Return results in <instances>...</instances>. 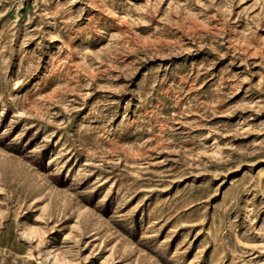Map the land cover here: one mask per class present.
I'll return each instance as SVG.
<instances>
[{
	"label": "rangeland",
	"instance_id": "obj_1",
	"mask_svg": "<svg viewBox=\"0 0 264 264\" xmlns=\"http://www.w3.org/2000/svg\"><path fill=\"white\" fill-rule=\"evenodd\" d=\"M0 264H264V0H0Z\"/></svg>",
	"mask_w": 264,
	"mask_h": 264
}]
</instances>
